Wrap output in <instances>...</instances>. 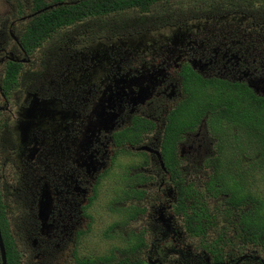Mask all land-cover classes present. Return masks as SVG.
Masks as SVG:
<instances>
[{"label": "flooded vegetation", "instance_id": "1", "mask_svg": "<svg viewBox=\"0 0 264 264\" xmlns=\"http://www.w3.org/2000/svg\"><path fill=\"white\" fill-rule=\"evenodd\" d=\"M173 1L187 0L165 1L166 6ZM18 2L24 5L23 15ZM33 2H16L18 23L0 38V232L3 240L4 233L11 240L17 264H126L129 256L144 264L258 262L248 251L239 257L222 241L225 257L217 258L210 246L222 235L210 225L203 234L190 231L179 186L184 196L193 187L205 190L213 177L206 169L214 174L221 157L220 138L212 128L211 112L188 119L178 110L190 89H196L193 79L205 81L207 89L213 84L225 88L224 100L231 106L264 99V13L250 11L254 4L244 0H199L186 12L168 7L155 18L151 12L144 20L149 25L144 18L130 21L121 15L110 17L116 22L113 27L107 19L88 18L69 28L55 52L49 50L42 71L30 73L25 70L35 68L36 53L24 50L21 37L40 13L33 12ZM91 21L95 27L81 29ZM145 32L157 37L141 36ZM7 34L16 46L11 51ZM12 62L21 66L10 81ZM224 107L222 113L228 105ZM24 120L34 121L28 138L18 130ZM181 120L188 122L182 129ZM172 127L178 135L171 146ZM239 128L231 127L234 132ZM231 157L238 160V155ZM121 159L126 162L118 172ZM111 179L122 193L109 210L124 217L112 227L113 236L126 240L114 246L108 255L112 259L107 256L106 261L84 256L80 249L83 236L90 239L97 232L106 237L109 232L108 225L101 228L104 219L95 210L103 184ZM227 197L207 194L206 199L210 203L217 198L216 205H224ZM148 227L154 236L151 245ZM141 240L146 246L135 256L127 254V245ZM183 240L190 244H181ZM4 246L6 251L5 241Z\"/></svg>", "mask_w": 264, "mask_h": 264}, {"label": "trees", "instance_id": "2", "mask_svg": "<svg viewBox=\"0 0 264 264\" xmlns=\"http://www.w3.org/2000/svg\"><path fill=\"white\" fill-rule=\"evenodd\" d=\"M33 1V12L39 11L40 13L27 23L25 32L21 37L22 47L29 55L37 53L45 43H49L57 35L62 36L64 33L68 35L70 32L69 28L76 26L78 22H85L88 18H108L113 15H121L127 11H135L142 16L141 18H144L142 22L147 23L144 21L145 15L150 14L157 4L161 1L170 2V0ZM47 1L50 2L48 3ZM244 1L248 3L256 2V0ZM55 3H59V6L53 7L51 10L46 9L48 5H54ZM18 6V13L23 15L24 5L18 2ZM147 25L149 24L147 23ZM145 26L146 25H144L143 28ZM20 66L21 64H14L13 62L9 64L8 80H15L19 73ZM190 81L194 83L196 89L189 88L190 91H188L191 95L187 102L179 108L178 112L189 115L187 117L188 119H199L211 112L212 118L214 119L212 121V128H214V132L220 138L217 151L221 154L222 158L220 156L217 158L218 163L217 166H215L213 177L210 178V182L205 183V187L203 188L205 189L204 191H200L199 187H193L188 191V195L184 196V188L179 186L180 202L182 203V213L184 214L185 221L190 231L197 235L200 233L203 234L204 230H208V225L211 226V229L217 227L213 217V221H210L211 214L207 207L209 200L206 199V196L207 194L213 197H218L220 194L228 195V199L225 200V205L226 207H230L228 211L230 215L232 214L230 216V221L233 224L231 230L234 231V237H229V231L227 233L223 232V237L221 236L211 243L210 250L213 249V254L217 258L223 260L225 257V248H227V246H221V241L224 244L229 243L230 248L239 254L250 247L254 249L258 247L264 249V189H259L255 192L256 195L248 190L247 185L254 179L255 170H253L254 166L252 170L249 167L247 168L242 157L244 151L251 149L257 161L255 163L264 162V99H257V97L253 96L255 100L250 101V103L248 102L247 105L239 101V103H232L231 106V104L228 103L230 100L225 103L224 98L227 92L225 88L213 84L212 89H207L205 81L200 79H193ZM225 104L228 105V109L222 113L220 108L225 109ZM216 108L220 111V114L217 112L215 113ZM175 122L176 121H173V123ZM187 123L186 120H181L179 128L182 129L184 124ZM232 126L242 127L246 135V138H243V141L238 144V146L241 147V151L236 152L233 146L230 147V149L232 148L231 156L238 155L240 157L239 160L232 159L231 156H223L225 138H229L227 131L231 129ZM172 128L173 134L169 137V144L176 141L177 138L175 137L178 135L177 128ZM249 177L251 181L246 183ZM184 198L186 199L184 200ZM221 199L224 200L226 198L222 196ZM188 201L191 202L188 203ZM226 215L223 217L224 219L228 217ZM227 228L229 229V227ZM131 235H133V239H135V234L131 233ZM3 236L7 248L6 251L9 264H17L16 257L10 252L12 247L11 240L8 239L6 233H4ZM105 236L110 239L119 238L120 240H126L124 237L113 236L112 229H110ZM144 246H146L145 242L141 240L136 246L130 247L127 245L128 250H126V252L127 254L134 255L136 250ZM110 259H112V257H110ZM105 260L108 261L107 256ZM126 264H144V261H131L130 257H128L126 259Z\"/></svg>", "mask_w": 264, "mask_h": 264}, {"label": "rangeland", "instance_id": "3", "mask_svg": "<svg viewBox=\"0 0 264 264\" xmlns=\"http://www.w3.org/2000/svg\"><path fill=\"white\" fill-rule=\"evenodd\" d=\"M18 0H0V38L2 37V35L6 32V30H8L9 26L16 20V16H17V5L16 2ZM24 3L27 2H31L32 0H20ZM199 0H187L186 2L182 1V2H176L173 1L172 5L166 6V2L162 1L159 3V5H156L154 7V9H152V15L153 18H155L157 15L161 16L163 13L167 12V8L170 7L171 11L174 12H186L188 10V8H186L187 6H190V9H193L194 3L198 2ZM254 6H251V10L252 12H255V14H263L264 13V0H256ZM146 16V15H145ZM111 17V16H110ZM104 18V20L107 19L106 22H109L111 27L116 25V22H114L113 18ZM142 16L135 12V11H127V13H122L121 14V19L123 18V20H135V19H139ZM103 19V18H100ZM101 21V22H104ZM18 23V22H17ZM158 23L157 21L155 22V24ZM95 22H90L89 25L88 23L83 24L81 26L82 30L91 28V27H95ZM89 26V28L87 27ZM17 30H20V26L18 24V28ZM148 32H145L143 34H141V36L147 35L150 37H157L154 34H147ZM7 44H6V48L11 51L12 49H15V43L14 40L12 38L9 37V35L7 34ZM60 35H57L53 41H50L49 43H47L46 45H44L40 51H38L34 57H32V61H33V66L35 68H28L25 71H30V73L32 71H42L43 68H41L40 66L43 65L44 61L48 59V55L46 56V54L49 52V50L52 48V51L55 52L56 50V44L58 43L59 40H65L67 39V35L64 33V35L60 38ZM59 38V39H58ZM57 39V40H56ZM55 40V41H54ZM94 43H91V45H93ZM128 46V45H127ZM130 46V45H129ZM70 55V54H69ZM1 55H0V59H1ZM44 59V60H43ZM4 67L0 68V73H2ZM25 69V68H24ZM59 69L58 71H61L63 68H57ZM80 69V68H79ZM72 87V86H71ZM22 122V124L18 127V130H22L23 136L24 134L28 136H30V132L31 129L35 128L34 126V121L31 120H24V121H19ZM41 125L37 126V128H40ZM243 129H238V132H234V130L232 131V129L228 132L229 134V138H225V145L223 148V156L225 157H230L232 154V148L230 149V147L233 146L234 151L239 152L241 151V147L240 146H236V141L240 139V142L243 141V138H246V135L242 134ZM20 133V134H22ZM243 135V136H242ZM202 154H205V152H203ZM227 155V156H226ZM243 160L245 161V165L247 166V168L249 167L252 170V167L254 166L253 170H255V174H254V179L251 181V178H247L246 183H249L251 181V183L248 185V190L252 193H254L256 195L255 192H257L259 189H264V162L261 161L258 163L255 160V155L252 153L251 149H247L246 151H244V154H242ZM240 159V157L238 156V160ZM126 161L122 160L120 161L119 167L117 168V171L120 172L122 167L124 166V163ZM206 174L208 175V177H211L213 175V171L211 172L209 169H206ZM116 187V190H115ZM121 188H119V185H116L115 181L113 179H111L110 183H108L107 181H105V183L103 184V193L100 197V199L98 200V204L96 205L98 206V208L95 210L97 217L103 218L104 221H100V225L101 228H103V230L105 229L106 225H108L107 227V231H109L110 229H112V226H114L115 223H117V221L121 220L123 217V214L118 212V214L122 217H115V215H117L116 213L112 212L111 210H109L111 207V204L116 202L115 200H118V198H120L119 194H121ZM120 191V192H119ZM116 196V197H115ZM115 197V198H114ZM107 199H109L110 201H107ZM217 198L208 203L207 207L209 208V213L211 214L210 216V221L215 220L216 226L217 227H213V231L217 232L220 235H223V232L227 233L229 231V237H234V231L231 230V228H233V224L230 221V215L229 211H227L226 205H222L221 203L217 204ZM219 209V211H218ZM223 214H228V219L227 221L229 222L228 225H225V221L222 219V215ZM212 220V221H213ZM182 224V222H181ZM145 225H140L139 227H142ZM229 227V229L227 228ZM96 229V228H95ZM147 229V241L148 243L151 245V241L154 239L153 234L151 233V229L150 227L146 228ZM98 230V229H97ZM99 231V230H98ZM100 233V231L98 232ZM86 241H88V243H86ZM135 239H133L132 243L135 244ZM86 243V244H85ZM121 240L119 238H113V239H108L106 237H102L101 235L97 234V232H94V235L92 238L88 239V236H83L82 238V244H81V249H80V253L84 254V256L86 255H90V256H94V257H104L102 259L105 260L106 256H108L111 252H113V249L116 247H119L121 245ZM188 243V240H187ZM183 241H181V244L185 245L187 244ZM190 244V243H188ZM228 248L230 250H233L230 248V246H228ZM128 250V247L127 249ZM234 251V250H233ZM246 251H250V253L252 254L253 258L258 261L255 262L254 260H246L245 263H249V264H263L264 262V249L262 248H256L254 249L253 247L248 248ZM246 251H242L239 255V257L245 253ZM235 252V251H234ZM236 253V252H235ZM135 256V255H134ZM130 257V256H129ZM134 258V257H133ZM171 258V257H170ZM147 259V257L145 258ZM168 260H171L168 258ZM250 260V262H248ZM71 261V260H70ZM82 263H84V260L82 261Z\"/></svg>", "mask_w": 264, "mask_h": 264}, {"label": "water", "instance_id": "4", "mask_svg": "<svg viewBox=\"0 0 264 264\" xmlns=\"http://www.w3.org/2000/svg\"><path fill=\"white\" fill-rule=\"evenodd\" d=\"M0 253H1V256H2L3 264H7L6 263V251H5V246H4V240L2 238L1 232H0ZM244 258H247V257H243L242 260Z\"/></svg>", "mask_w": 264, "mask_h": 264}]
</instances>
